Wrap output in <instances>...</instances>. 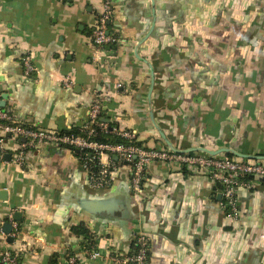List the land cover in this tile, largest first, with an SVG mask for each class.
<instances>
[{
  "label": "crops",
  "instance_id": "crops-1",
  "mask_svg": "<svg viewBox=\"0 0 264 264\" xmlns=\"http://www.w3.org/2000/svg\"><path fill=\"white\" fill-rule=\"evenodd\" d=\"M109 1L118 41L98 48L90 32L104 0H0V107L25 126L63 131L88 122L98 101L145 148H168L160 129L180 150L264 155V0ZM17 145L8 138L0 152V252H18L15 264H49L55 253L68 264L69 252L78 264H115L112 253H128L139 235L148 264H264L263 179L236 189L233 217L193 166L153 160L134 192L122 165L97 189L70 149L42 144L18 165ZM104 199L118 206L110 216L96 207ZM79 222L98 235L99 257L80 250L70 232Z\"/></svg>",
  "mask_w": 264,
  "mask_h": 264
},
{
  "label": "built area",
  "instance_id": "built-area-1",
  "mask_svg": "<svg viewBox=\"0 0 264 264\" xmlns=\"http://www.w3.org/2000/svg\"><path fill=\"white\" fill-rule=\"evenodd\" d=\"M111 14L110 1L104 0V10L96 17L90 32L91 43L98 48H103L118 41V36L108 31ZM21 62L24 76L30 77L34 71L30 55L26 54L22 56ZM100 112L101 105L98 101H94L89 105V120L80 126L83 128L86 136H81L62 131L25 126L14 118L13 113L9 109L0 107V152L5 151L8 138L14 139L18 144L14 148L13 153V160L18 165H23L27 152L37 149L42 144L58 147L70 146L79 151L84 150L88 154H91L93 160L97 161L98 168L91 170L87 162L80 160L88 173L90 185L97 189L106 187L109 184L112 171L118 167L112 158L116 156V160L126 162L124 165L130 169V184L134 192L140 191L145 168L151 161H178L202 171V173L208 175L218 185L222 198L221 206L224 211L228 209V212H225L227 216L233 217H236L239 213L236 189L240 186L252 189L254 180H264V165L252 159L206 153H178L172 151L170 148H145L134 143L112 144L92 140L89 137L97 133L93 125H97V128L103 132L108 127L105 121L99 120ZM110 131L123 138L135 141V135L131 131L121 130L118 127H112ZM104 158L107 161L104 162ZM17 233L18 228L14 224L11 236L15 237ZM136 245L138 246V252L135 255L130 256L127 253L113 252L112 261L115 264H144L147 250L146 236L139 235ZM83 252L90 258L100 256V250L96 247L90 251ZM17 259L18 252L7 249L0 252V264H15ZM67 261L68 264H78L76 255L69 257Z\"/></svg>",
  "mask_w": 264,
  "mask_h": 264
},
{
  "label": "trees",
  "instance_id": "trees-1",
  "mask_svg": "<svg viewBox=\"0 0 264 264\" xmlns=\"http://www.w3.org/2000/svg\"><path fill=\"white\" fill-rule=\"evenodd\" d=\"M107 120L105 121L108 124L107 130L105 132L100 131L99 128H97V125H93L94 128H96L97 133L95 135L90 136L89 138L101 143H112V144H117V143H123V144H137L140 145L139 142L134 140H129L126 138H123L120 135H117L115 133H113L112 131H110V129L114 126V123L111 122L107 115H106V111L104 109L101 108V112H100V116H99V120ZM62 132L65 133H73L76 135H81V136H86V133L84 132L83 128H81L80 126H73L72 128L68 129V130H63ZM65 148L70 149L71 151L74 152V154L76 155V157H78L80 160L87 162L90 165V169L91 170H96L98 168L97 165V161L94 159H92L91 154H88L87 152H85L84 150L81 151H77V149L70 147V146H63ZM91 153V152H90ZM230 156V155H228ZM114 163L116 166H122L124 164H126V162L123 161H119V160H114ZM249 178V177H247ZM143 181H141V185H142ZM222 201V198H221ZM224 212H228V209H226ZM70 232L72 235L80 238V242H79V248L82 251H90L92 248L96 247V242L98 239V235L91 231L87 225H85L84 222H79L78 224H74L70 226ZM138 240V236L136 237V241ZM136 243V242H135ZM118 252V251H117ZM138 252V246L135 244V246H133L132 250L129 251L127 254L130 256L135 255ZM121 253V252H119ZM75 255L73 252H69L66 254V259H68L69 257ZM148 256H149V249H148V242H147V250H146V255H145V259H144V264H148ZM59 259V255L57 253L52 254V256L49 259V264H59L58 262ZM78 260V258H77Z\"/></svg>",
  "mask_w": 264,
  "mask_h": 264
},
{
  "label": "water",
  "instance_id": "water-1",
  "mask_svg": "<svg viewBox=\"0 0 264 264\" xmlns=\"http://www.w3.org/2000/svg\"><path fill=\"white\" fill-rule=\"evenodd\" d=\"M150 68H151V66H150ZM153 83H154V74H153V70L151 68V89H152ZM149 111H150L151 119L153 120L151 106H149ZM103 121H107V120H104L103 119ZM158 131L160 133V136H161L162 140L166 144V146L168 148H170L174 152L184 153V152L201 151L202 150V151H204V152H206L208 154H211V155H217L218 153L224 152V153H230V154H232L234 156H237V157H240V158H245V159H252V160H263L264 159V155H259V154H251V155H249V154H243V153H238V152H236V151H234L232 149H228V148H221L220 150H217V151H209V150H207L205 148H190V149H186V150H180V149L176 148L175 146H173L171 144V142L167 139V137L164 135V133L162 131H160V129ZM77 151L78 150H76V152ZM4 157L8 159L10 157V154L9 153H5L4 154ZM112 158L114 160L117 159L116 156H113ZM96 204H97L96 207H99L100 208V209H98L99 212L102 211V213L103 214H106L107 216L112 215L118 209V206L115 203L108 202L107 200H105V202L104 201H101V200L96 201ZM16 215H18V212H16ZM2 227L4 228V232L9 235L10 232H11V224L10 223H4ZM7 241L8 242H11L12 241V237L8 236L7 237Z\"/></svg>",
  "mask_w": 264,
  "mask_h": 264
},
{
  "label": "rangeland",
  "instance_id": "rangeland-1",
  "mask_svg": "<svg viewBox=\"0 0 264 264\" xmlns=\"http://www.w3.org/2000/svg\"><path fill=\"white\" fill-rule=\"evenodd\" d=\"M17 235H18V233H17ZM17 236H15L14 238H16Z\"/></svg>",
  "mask_w": 264,
  "mask_h": 264
}]
</instances>
